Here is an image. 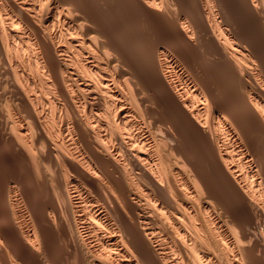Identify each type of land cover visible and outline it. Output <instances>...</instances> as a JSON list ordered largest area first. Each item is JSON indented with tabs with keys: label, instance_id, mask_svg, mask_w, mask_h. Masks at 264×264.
<instances>
[{
	"label": "bare ground",
	"instance_id": "bare-ground-1",
	"mask_svg": "<svg viewBox=\"0 0 264 264\" xmlns=\"http://www.w3.org/2000/svg\"><path fill=\"white\" fill-rule=\"evenodd\" d=\"M6 154L0 264H264V0H0Z\"/></svg>",
	"mask_w": 264,
	"mask_h": 264
},
{
	"label": "rangeland",
	"instance_id": "rangeland-1",
	"mask_svg": "<svg viewBox=\"0 0 264 264\" xmlns=\"http://www.w3.org/2000/svg\"><path fill=\"white\" fill-rule=\"evenodd\" d=\"M154 25L157 26L156 23H155ZM158 25H159V24H158ZM148 27H149V25H148ZM131 28H132V27H130V30L133 29V28H132V29H131ZM151 33H152V32H151ZM11 157H13V158H11ZM8 158H10L12 161L7 160V162H6L5 159H8ZM3 159H4V162L2 161ZM3 159L0 160V165H1V166H0V170L2 169L1 171H3V170L5 169V172H8V173L11 172V173H13V170H15V173L19 172L18 174H20L21 171H19V170H20L19 168H20V165H21L22 163H20L21 161H20L19 159H17V157H16L15 155L13 156V154H6V155H4ZM13 159H15V160H13ZM16 160H17V161L19 160V161L17 162ZM8 162H9V163H8ZM12 162H13L14 164H12ZM3 163H4V164H3ZM5 163H6V164H5ZM16 163H17V164H16ZM18 163H20V164L18 165ZM10 164H11V165H10ZM3 165H4V166H3ZM6 165H7V166H6ZM16 165H17V166H16ZM2 166L5 167V168H2ZM18 166H19V168H18ZM8 167H9V169H8ZM11 167H14V169L11 170V169H12ZM15 168H16V169H15ZM18 169H19V170H18ZM6 170H7V171H6ZM10 170H11V171H10ZM16 171H17V172H16ZM13 174H14V173H13ZM40 185H42V186H40ZM36 186H37V185L33 186V187H34V191H33L34 194H32V198L37 199V198L40 197V195H41L40 199H41V198H42V199H41V200L38 199V200H39V201H38L39 203L36 202V204H37L36 207H37V208L40 207V209H41L42 206L44 205L43 201H44V200H45V201L47 200V198L44 197V196L46 195V192L44 193L42 190L44 189V191H46L47 188H46V186L43 185V184H39V185H38V186H39L40 188H42V189H40L38 186H37V187H36ZM35 188H36V189H35ZM38 188L42 191V193H41L40 195L37 194V193H40V190H39V192H38V190H37ZM43 193H44L45 195H44ZM43 195H44V196H43ZM37 196H38V197H37ZM36 197H37V198H36ZM35 199H34V200L32 199V200L35 201ZM41 201H42V204H43V205L40 203ZM45 201H44V202H45ZM40 205H41V206H40ZM54 233H56V232H53L52 235L49 236V237H50V240H51V241H50V244H51V246H52V243H53V246H55L54 248H56V250L59 252V253L56 252V253H58V254H56V257H57V255H58V258H59L60 260H59V259H58V260H57V259H54V260H57V262H56V261L54 262V260H53V262H52V261H48V263H47V261H46V262H43V263H40V264H54V263H57V264H63V263H64V264H67V263H68L67 261H63V258H64V257L61 256V251H62V246H61V245H62V244H60V243H61V242H60V238L58 237L59 234L56 236V234H54ZM50 234H51V233H50ZM53 234H54L55 236H54ZM55 237H56V238H55ZM54 238H55V239H54ZM52 239H53L54 241H53ZM56 239H59V240L56 241ZM58 241H59V244H58V243H55V242H58ZM54 243H55V244H54ZM53 246H52V247H53ZM60 247H61V248H60ZM64 260H65V259H64ZM58 261H59V262H62V263H58ZM65 262H67V263H65ZM68 264H70V263H68Z\"/></svg>",
	"mask_w": 264,
	"mask_h": 264
}]
</instances>
